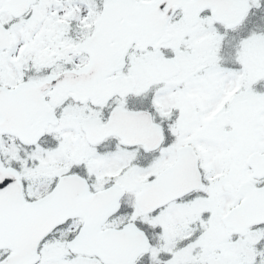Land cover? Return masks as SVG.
Wrapping results in <instances>:
<instances>
[{
    "label": "snow or ice",
    "instance_id": "obj_1",
    "mask_svg": "<svg viewBox=\"0 0 264 264\" xmlns=\"http://www.w3.org/2000/svg\"><path fill=\"white\" fill-rule=\"evenodd\" d=\"M0 264H264V0H0Z\"/></svg>",
    "mask_w": 264,
    "mask_h": 264
}]
</instances>
